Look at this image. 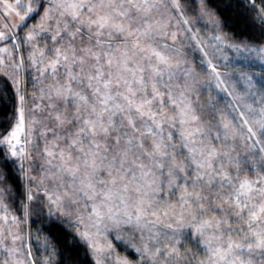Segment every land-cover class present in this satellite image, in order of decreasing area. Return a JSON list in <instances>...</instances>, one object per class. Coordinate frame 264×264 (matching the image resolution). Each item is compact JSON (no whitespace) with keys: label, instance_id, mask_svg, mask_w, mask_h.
I'll use <instances>...</instances> for the list:
<instances>
[{"label":"snow or ice","instance_id":"1","mask_svg":"<svg viewBox=\"0 0 264 264\" xmlns=\"http://www.w3.org/2000/svg\"><path fill=\"white\" fill-rule=\"evenodd\" d=\"M34 2L35 0H27L25 4L23 0H15V3H6L5 7L15 11V15L19 17L20 24H6L5 29L20 28L21 25L27 27L26 21L29 18L39 16L40 10L44 8V0H40L36 7L33 6ZM154 9L157 11L172 9L181 17L184 15L180 0H62L56 4L58 11L55 16L52 15L51 8L40 16L42 21L38 25L40 31L48 33L51 29L54 33L48 38L54 42V48L49 51L55 52V57L49 64L40 69L41 74L48 72L49 69L53 74H58L60 67L67 70L69 86H61L55 95L68 103L74 102L75 115L69 118L68 114L61 112L55 104L48 107L56 111L52 118L58 127L62 128L66 122L78 126V131L71 133L73 138L65 140L66 150L48 151L47 155L53 159L59 158L72 182L82 185L78 189V194H82L88 201H99V204H93L91 212L101 219L100 207H106L109 219H112L113 204L117 200L120 204H125V194L136 192L147 197L148 193L142 192L139 181L153 175L154 169L161 170L162 173L167 171L170 177H178L179 173L185 172L183 162H176L175 157L169 152V148L173 147L169 143L172 133L169 132L165 140L162 124L157 120L158 116H163L166 122L167 114L162 110L155 113L152 111L154 103L167 102L163 99L158 100L167 95V87L162 92L157 88V84L163 83L165 74L171 78V74L168 73L171 67L169 59L155 47L145 44V41L151 39V33L154 31V25L150 22ZM44 21H49L47 26ZM182 23L188 24L189 21L183 19ZM38 35L36 28L31 29L27 34V41L35 40ZM170 35L175 40L177 34L173 32ZM5 39H8V32L0 31V41ZM77 39L82 46H76ZM117 39L120 40L121 46H117ZM64 41H67L66 45ZM33 49L31 56L33 63H36L37 57L46 56L45 50L38 46L34 45ZM208 65L217 80L216 87L231 95L227 87H221L225 83L220 78L221 73L211 61H208ZM72 68H78L79 71L73 74ZM73 83L80 85L81 91L73 92L70 86ZM65 92L69 95L66 96ZM19 99L23 102L24 97L21 95ZM48 99L51 100L53 97L49 96ZM168 100H171L170 95ZM243 108L245 110L234 109L239 113L242 122L240 130L242 132L245 128L247 130L242 138L251 139L252 147L264 145V108L259 110L258 119L257 110L251 105L244 104ZM181 114L186 118L179 121L181 124L188 122L189 119L191 122L200 120L190 106ZM15 119L17 122L14 126L0 132V145L6 146L13 157L23 153L22 148H17L21 142V133L25 131L22 108ZM229 126L223 125L225 129ZM192 135L191 132L187 135L181 133L186 142ZM85 140L88 142L86 147ZM191 143L195 144V140ZM184 146L188 147V144L185 143ZM189 151L194 153L196 149L190 148ZM260 151L264 152V146H261ZM200 155L204 158L199 162H196L195 156L192 157V163L196 167V177L191 182L193 191L189 192L185 187L184 195L180 198L182 211L176 223L183 222L185 213L192 217V222L197 221L193 205L199 214L208 211L211 204L206 208L204 202L209 201L215 184L220 186L215 199L222 200V203L228 206L229 216L234 217L237 223L243 222L233 229L230 219L210 218L201 221L196 227L197 235L203 236L206 229H212L213 235L204 242L208 257L206 262L201 261L200 264H264V176L258 177L255 181L237 178L238 182L234 184L231 177L215 167L214 161L217 157L215 150L209 151L206 157L203 152ZM101 172L106 176L105 179L100 178ZM6 180L7 177L4 176L0 183ZM169 183L175 181L170 179ZM197 183L206 186L207 194L203 188L195 190ZM225 185L228 186L227 190H224ZM147 187L151 188L152 184H147ZM5 190L0 188V193ZM27 199L32 200L33 196L28 194ZM216 208L220 212L225 211L221 205H216ZM151 209L150 202L138 199L135 220L133 221L131 214L125 212L126 219L123 223H134L139 227L142 218L151 215L156 217V220L147 223L155 224L159 221V216ZM163 214L168 215L167 212ZM115 223L120 224L121 221L116 220ZM164 226L173 228L171 223ZM158 235L157 233L155 237L149 239H156ZM82 238L87 240V233L82 234ZM213 241L217 242L215 246ZM95 251L101 253L103 250L95 248ZM135 251L140 253L136 264H161V257L169 260L179 256L174 245L169 251L167 245L161 249L151 247L145 242L142 247H135ZM96 264H101L100 258H97ZM116 264L132 262L124 258L118 260Z\"/></svg>","mask_w":264,"mask_h":264},{"label":"rangeland","instance_id":"2","mask_svg":"<svg viewBox=\"0 0 264 264\" xmlns=\"http://www.w3.org/2000/svg\"><path fill=\"white\" fill-rule=\"evenodd\" d=\"M23 2L26 4L27 0H23ZM60 2L62 0H44V8L40 10L39 16L29 18L26 21L27 27L21 25L20 28L5 29L6 24L17 25L20 24V20L15 15V11H10L5 7L6 3H15V0H0V31L8 32V39L0 41V61H2L0 71L7 74L16 87L18 82L19 97L21 95L24 97L23 102L19 99L18 113L22 108L25 121V131L21 133V142L17 145V148L23 149V153H18L16 157H13L8 148L5 147L23 172L28 193L33 196L34 201H37V207L42 208L46 204L49 212L56 215V218L67 221L74 228L78 237L88 247L95 263L97 258L101 259V264H116L118 260L126 258L132 264H136L137 260H130L118 246H125L138 259L140 253L135 251V247H142L145 242L149 243L151 247H160L161 249H164L167 245L169 251L173 245L177 248L179 256L172 257L169 260L161 257V264H200L201 261L206 262L208 253L205 251L204 242L212 237L213 230L206 229L203 236H198L196 227L199 223L214 218V220H232L231 227L233 229L240 225L234 217L229 216V214L226 215L228 206L223 204L222 200L215 199L216 192L220 191L219 184H217V187H215L216 184L213 186L209 201L204 202L206 208L211 204L208 211L199 214L193 205V212L197 214V221L195 222H192V217L185 213L183 222L176 223L180 219L182 211L180 198L184 195L185 187L189 192L193 191L191 181L195 180L196 167L194 163H191L192 157L195 156L196 162H199L204 158L200 155L201 152L206 157L209 151L215 150L217 153L214 161L215 167L228 176H230L228 171L232 168L230 170L234 174L232 176V183L234 184L245 178L255 181L258 177L264 176V152L260 151L261 146L264 145L252 147L251 139L245 140L242 138L247 130L246 128L243 132L240 130L242 122L239 113L234 110L235 108L245 110L243 108L244 104L251 105L252 108L257 110L256 118L258 119L259 110L264 108V51H260V49H264V45L238 42L232 39L224 31L216 13L206 6L203 0H195L194 4L180 0L183 6V17L172 9L153 10L150 22L154 25V31L151 33V39L145 41V44L155 47L165 55L171 65L168 69L171 78L169 79V75L165 74L163 83L157 84V88L162 92L167 87V95L158 98V100L163 99L167 102L160 104L159 107L152 105L154 113L162 110L167 114L166 122L165 117H157V120L162 124V128L164 127L163 129L167 131L171 127L172 131L170 132L175 131L177 127L172 124V113H178L179 121L186 119L181 114L182 111L188 106L192 110L195 109L197 105L194 104V101L197 103L200 101L197 97L198 92L202 89L209 92L214 90V101L216 102L220 98L225 105L219 108L220 111L215 110L216 125L212 126H217V129L213 138V147L211 144H192L191 141L195 138L194 136L197 137L194 134L185 142L188 147H186L184 154L189 155L191 169H193V178L189 179L190 182L184 181L180 177L182 176L180 173L178 177H170L168 172L162 173L161 170L154 169L153 175L139 181L142 192L148 193L147 197L136 192L125 194V204H120L118 200L113 204L112 219H109L107 208L100 207L101 219L91 212L93 204H99V201H88L82 194H78V189L82 185L72 182L69 174L64 171L59 158L53 159L47 155L48 151L66 150L65 140L72 139L71 133L78 131V126L69 125L66 122L62 127L65 131L61 132L59 130L61 127H58L52 118L56 111L48 107L50 104H55L61 112L67 113L69 118L75 115V103H68L55 95L56 90L61 86H69L66 75L67 70L60 67L58 74H53L50 69L44 74H41L40 71L55 57L54 50L49 51L54 48V42L48 38L49 35L54 33L51 29L48 33L40 31L38 27L42 22L40 16H43V12L49 8L53 10L52 15L55 16L58 11L56 10V4ZM39 3L40 0H35L33 6L36 7ZM19 10L16 9V11ZM183 19H187L189 23H182ZM43 23L47 26L49 21ZM33 28H36L39 35L35 40L27 41V34ZM173 32L177 34L175 40L170 35ZM216 37H220V39H216ZM75 43L77 47L82 46L79 39ZM66 44L67 41H64V45ZM116 44L121 46L119 39H117ZM34 45L46 52L45 57L36 58V63H33L31 59ZM4 49H7V51H4ZM205 53H208V55H205ZM208 61H211V64L221 73L220 78L225 81L221 87H227L231 95L216 87L217 80L208 65ZM63 63L64 61L61 58V64ZM71 70L73 74L79 71L78 68H72ZM28 73L32 74L38 83L36 91L41 92L40 98L42 99L39 102L40 108L45 107L48 110V113H45L38 109L39 112L34 114H32V111L29 116L30 123L28 122L29 114L27 113L25 94V76ZM149 75H151L150 69ZM70 86L73 92L81 91V86L78 84L73 83ZM148 90L151 91V82H149ZM65 95L69 94L65 92ZM168 95L171 96L170 101ZM49 96H52L53 99L49 100ZM213 97H211L212 100ZM50 112L52 113L51 116L49 115ZM198 117L200 116L198 115ZM204 122L211 127V121V124H209L206 118L200 117V120L196 122H191L189 119L184 124L180 123V129H185L184 134L186 135L188 131L194 133L199 128L195 125ZM224 124H229V128L225 129ZM28 126L31 135H29ZM33 129H39L37 133H34V136ZM181 133H178L177 136L178 145L184 140ZM163 135L165 138L166 135ZM157 139L159 140L160 137L158 136ZM221 139L229 142H223ZM33 140L36 143V149L33 146ZM87 143V140H85V147ZM190 148H195L196 151L194 153L190 152ZM32 149H34V158ZM73 155L80 154L73 153ZM240 157L250 159L251 167H257L253 172V176L244 177V175L238 176L236 174L238 163H242ZM225 161L234 166L228 167L229 165H225L227 163ZM238 173H243V169L240 168ZM82 174L83 168L80 175L82 176ZM100 178L105 179L106 176L101 172ZM0 179H2L1 171ZM170 179L174 180L175 183L170 184ZM152 181H155V183H152ZM178 181L181 182V186H179ZM187 182L190 185H187ZM147 184H152V187H147ZM0 188L6 189L0 193V264H53V258L47 252L46 246L43 247L42 255L34 252L31 245L32 239L26 230V216L18 207L12 205L14 199L11 198L10 189L5 182L0 183ZM202 188L207 194L205 185L197 183L195 190L199 191ZM227 188L228 186L225 185L224 190H227ZM39 197L44 199L43 203L39 201ZM138 199H145L151 203V210L156 211L159 216L157 223H147V221L156 220V217L151 215L142 218L139 227H136L134 223H123L126 219L125 212L131 214L133 221L135 220V207ZM216 205H221L225 211H218ZM173 206H175L174 210ZM165 212L168 213L167 216L163 214ZM116 220H120L121 223L116 224ZM168 223L173 225L172 229L164 226ZM84 233H87V240L82 238ZM157 233L159 235L156 239H149L155 237ZM142 237L143 239H141ZM216 243V241H213V246ZM109 245H111L110 248ZM95 248H100L103 251L97 253Z\"/></svg>","mask_w":264,"mask_h":264},{"label":"trees","instance_id":"3","mask_svg":"<svg viewBox=\"0 0 264 264\" xmlns=\"http://www.w3.org/2000/svg\"><path fill=\"white\" fill-rule=\"evenodd\" d=\"M183 1L190 2L193 4L195 3V0ZM203 1L207 7H209L216 13L222 23L224 31L232 39L238 42L264 45V0ZM25 83V94L27 101V113L29 114V122V116L32 111V114H34L39 112L38 109H41L45 113H48V110L45 107L40 108L39 106V102L42 101V99L40 98L41 92L36 91L38 83L32 74L28 73L25 76ZM213 96H215L214 90H210L209 92L206 89H202L198 92L197 97L200 101L198 103L194 101V104L196 103L195 105H197V108L195 107L194 109L196 115H199L201 118H206L209 124L212 123L211 127H209L208 124L205 122L203 124L197 123L198 125H195L200 129V131L193 133L194 135H197V137L194 136L195 138H193V140H195V144L197 145L211 144L213 147V138L217 129V126H212L216 125L215 110L220 111L219 108L225 105L223 104L222 99L220 98H218L215 102ZM211 97H213V100L211 99ZM153 106L159 107L160 103H154ZM18 108L19 92H17V87L7 74L0 71V132H3L5 128L14 126L16 121L15 118L17 117L18 113ZM178 116V113H172L171 121L172 124L177 127V129L172 132V139L169 143L173 147L169 148V152L175 157L176 162H183L185 172L180 173L182 176H179L182 177L184 181H189L190 178H193V169H191L192 162L190 163L191 159L189 155L184 154L186 149L184 145L186 141L183 140L181 144L178 145V133L180 134L181 132H185V129H180L181 127L180 122L178 120ZM39 129H33V136L34 133H37ZM59 130L61 132L65 131L64 128H59ZM28 131L29 135H31L30 127L28 128ZM170 131H172L171 127L167 131L163 129V134L167 136V132ZM166 136L165 140L167 139ZM224 141L226 142V140H223V142ZM32 143L34 148L36 149V143L34 142V140L32 141ZM33 150L34 149H32L34 158L35 156ZM240 159L242 160V163H238L236 174L238 176L244 175V177L253 176V172L257 169V167H251L250 159L243 157H240ZM225 165L228 166L229 163L227 162L225 163ZM230 166L234 165L230 164L228 167ZM225 168L228 169L227 167ZM240 168L243 169V173L241 174L238 173ZM230 169L228 171L230 172L229 177L232 178L234 174L233 172H231ZM0 171L2 173V178L4 176L7 177L5 184L10 189L11 198L14 199L12 201V205L16 208L18 207L26 216V230L29 237L32 239L31 245L36 254L42 255V252L44 250L43 247L46 246L47 252L53 258V264H96L86 244L83 243V241L78 237L74 228L67 221L56 218V215L49 212V209L46 204L42 206V208L37 207L36 200L34 201V199H27L29 193L23 172L20 170V167L17 162L14 161L13 158H11L8 153V150L4 145H0ZM166 172L167 171H164V173ZM189 173L191 175H188ZM178 184L179 186H181V182L178 181ZM187 185H190V183L187 182ZM215 187H217V184L215 185ZM39 201L43 203L44 199H41L39 197ZM226 215H228V213ZM242 223L243 222L241 221L238 223V225ZM118 247L130 260H137L131 250H127V248L123 245H120Z\"/></svg>","mask_w":264,"mask_h":264}]
</instances>
